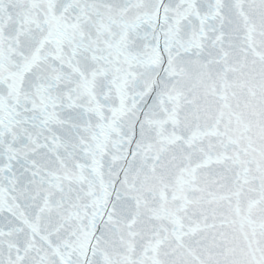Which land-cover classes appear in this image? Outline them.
Listing matches in <instances>:
<instances>
[{"label": "snow or ice", "instance_id": "1", "mask_svg": "<svg viewBox=\"0 0 264 264\" xmlns=\"http://www.w3.org/2000/svg\"><path fill=\"white\" fill-rule=\"evenodd\" d=\"M0 264H264V0H0Z\"/></svg>", "mask_w": 264, "mask_h": 264}]
</instances>
